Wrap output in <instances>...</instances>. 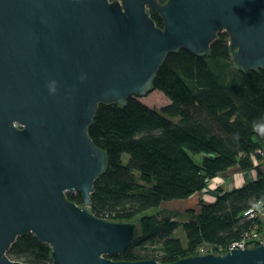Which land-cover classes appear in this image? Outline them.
Returning <instances> with one entry per match:
<instances>
[{
	"label": "water",
	"instance_id": "95a60500",
	"mask_svg": "<svg viewBox=\"0 0 264 264\" xmlns=\"http://www.w3.org/2000/svg\"><path fill=\"white\" fill-rule=\"evenodd\" d=\"M220 31L237 68L264 67V0H0V264H31L6 254L27 233L51 247L35 264H264V242L169 262L113 259L136 220L88 209L106 166L88 133L98 104L144 96L168 53L204 56ZM74 191L82 204L66 196Z\"/></svg>",
	"mask_w": 264,
	"mask_h": 264
},
{
	"label": "trees",
	"instance_id": "16d2710c",
	"mask_svg": "<svg viewBox=\"0 0 264 264\" xmlns=\"http://www.w3.org/2000/svg\"><path fill=\"white\" fill-rule=\"evenodd\" d=\"M164 2L165 0H158ZM148 13L158 26L160 16ZM168 102L148 106L137 96L124 105L98 104L88 133L102 148L106 166L93 182L88 209L114 221H135L136 235L113 259L153 258L162 262L201 252L222 253L256 225L243 212L264 198V67L239 69L232 61L225 31L217 33L204 56L186 49L168 53L152 81ZM237 165L255 176L239 186L217 188L210 201L187 219L182 212L146 209L207 190L210 179ZM66 196L82 204L78 191ZM178 226L186 242L173 235ZM264 241V237H263ZM207 246L205 250L200 247ZM51 247L33 233L19 235L6 254L26 263L50 261Z\"/></svg>",
	"mask_w": 264,
	"mask_h": 264
},
{
	"label": "rangeland",
	"instance_id": "374dc122",
	"mask_svg": "<svg viewBox=\"0 0 264 264\" xmlns=\"http://www.w3.org/2000/svg\"><path fill=\"white\" fill-rule=\"evenodd\" d=\"M138 98L144 104H146L148 106H153V107H159V106L166 104L168 102V99L166 98V96L161 91H159L157 89H152L148 93H146L144 96H140ZM263 154H264V152H263ZM262 165L264 166V158H263ZM235 167H236L235 171L239 172V168H237V166H235ZM241 171H242V173L244 172V170H242V169H241ZM232 174L233 173H231V175ZM217 177L219 178V181L216 180V182H215V181L210 180L207 184V190L206 191L196 192V193L190 195L189 197L183 198V199H173L170 201L161 202L158 207L157 206L150 207V208L146 209V212L152 213L158 208L159 209H165V210H174V211L182 212L176 216V219H178V220L187 219L191 213L185 211L186 209H191V210H194L196 212L199 209V205H198L199 200H204L206 195L212 196L211 197V200H212V198L215 195L217 188L224 189L222 187L223 180L221 179L220 174H218ZM135 220H136V218H135ZM263 224H264V222H261V225H263ZM259 231L261 233L260 234L261 237H264V231H262V230H259ZM173 235L179 237L180 240L182 241V243L186 242L185 235H184L183 230L181 229V226H178L177 228L174 229ZM207 248H208L207 246L200 247L201 250H204Z\"/></svg>",
	"mask_w": 264,
	"mask_h": 264
},
{
	"label": "built area",
	"instance_id": "2783aa9c",
	"mask_svg": "<svg viewBox=\"0 0 264 264\" xmlns=\"http://www.w3.org/2000/svg\"><path fill=\"white\" fill-rule=\"evenodd\" d=\"M262 152H264V148ZM210 180L216 182V180L219 181V178L215 176ZM243 213L249 217H256L259 220L260 224L261 222H264V198L257 200L254 205L245 209ZM255 227L256 225H254L251 229L243 233L240 238L230 242L225 249L227 250L230 246L245 247L256 243L264 242L263 237H261L260 235V231L257 230Z\"/></svg>",
	"mask_w": 264,
	"mask_h": 264
},
{
	"label": "crops",
	"instance_id": "0c3cea01",
	"mask_svg": "<svg viewBox=\"0 0 264 264\" xmlns=\"http://www.w3.org/2000/svg\"><path fill=\"white\" fill-rule=\"evenodd\" d=\"M235 166L237 165H233L227 168L226 170L222 171L221 173H219L221 179L223 180L222 187L224 189H230V188L239 186L245 180L252 179L255 176L254 169H248L242 173L241 169L238 166L237 168H239V172H236ZM261 167L264 169L263 165ZM231 173L233 174L231 175ZM211 197L212 196L206 195L204 200L209 201L211 200ZM261 230L264 231V224L262 225Z\"/></svg>",
	"mask_w": 264,
	"mask_h": 264
},
{
	"label": "clouds",
	"instance_id": "9594fccd",
	"mask_svg": "<svg viewBox=\"0 0 264 264\" xmlns=\"http://www.w3.org/2000/svg\"><path fill=\"white\" fill-rule=\"evenodd\" d=\"M48 89H49V92H54L55 91V88L54 87H49L48 86ZM254 128L255 129H264V121H261L257 124L254 125Z\"/></svg>",
	"mask_w": 264,
	"mask_h": 264
}]
</instances>
